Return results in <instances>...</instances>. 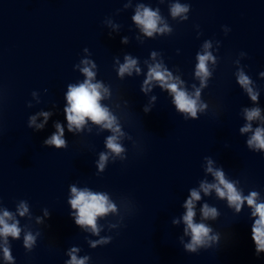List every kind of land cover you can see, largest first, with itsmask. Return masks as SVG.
I'll list each match as a JSON object with an SVG mask.
<instances>
[{
    "label": "clouds",
    "instance_id": "clouds-1",
    "mask_svg": "<svg viewBox=\"0 0 264 264\" xmlns=\"http://www.w3.org/2000/svg\"><path fill=\"white\" fill-rule=\"evenodd\" d=\"M163 2V0H161ZM190 11L189 4L174 2L170 5V14L172 18L181 17L183 20L188 19L187 13ZM137 26L147 37H153L154 33H169L172 29L167 23L161 26L162 17L159 14V9L155 11L150 7L140 4L137 6L135 15L132 17ZM229 29L225 28V33ZM127 42V38L125 41ZM211 48V42L206 41L203 45L204 51L197 53L196 59L198 63L195 65V77L199 79V87L192 85L194 93L183 87L184 81L178 76L174 77L172 73L161 62L148 65L146 79L143 82L141 91L147 93L151 91L152 85L155 82L163 90H166L172 96V103L175 105L177 112L183 114V117L188 120H196L199 118L198 113L204 112L208 105L201 100V91L208 86V79L212 76L209 70V62L215 63L216 59L208 49ZM88 51L87 48L84 49ZM152 58L155 59L156 53L153 52ZM241 55H246L241 53ZM84 67L80 70L85 76L82 83L69 84L66 94L67 107L66 113L67 127L69 132L81 131L83 126L90 120L93 124L99 125L102 129L110 131L112 134L107 136L105 146L108 151L99 154V160L96 162L100 172L105 170L106 164L109 161L111 154L112 160L117 159L123 161L126 157V149L120 143V139L125 135L122 131L118 118L109 110L108 107L101 104L106 96L110 95L109 89L102 82H93L96 77V64L88 59L81 61ZM238 63V62H237ZM133 71L140 73V68L137 66V59L129 55L125 56V62L119 65L118 73L121 77L125 74L132 75ZM264 76V72L260 73ZM236 79L239 86L247 93L253 102H257L260 92L258 88L253 87V80L247 75L243 68L238 69ZM35 93H33L34 95ZM153 101L156 97L151 98ZM149 111L148 108L144 109ZM244 118L247 123L240 129L241 133L252 132L251 137L247 140L249 149L264 153V117L261 116L260 107L245 108ZM39 115L44 117V121L40 124L36 123V116L29 117L28 127H35L36 130L44 128L51 113L41 112ZM253 121H259V125L253 129ZM56 131L43 141L45 146H53L56 149L67 148L68 143L64 138V127L57 122L54 125ZM205 172L210 174L213 182L201 180L199 189L193 188L190 190V195L184 202L186 210L182 216L184 227V236L190 237V240L185 242L184 236L179 238L183 245L184 251L187 253H198L201 249L211 248L219 242V234L214 233L213 228L203 221L216 220L220 213L214 206L204 203L200 208L201 222H196V204L202 199L201 193L209 196L213 191L216 197L227 201V206L233 208L236 213H239L242 207L247 204L251 209V217L254 222L251 226V238L255 244L256 254L264 252V200L258 191L252 190L247 195L243 190L237 187L238 180H230L226 177L222 168L214 167V161L206 157ZM70 199L68 203L71 209L70 213L74 217V222L77 226L89 231L93 236L99 237L96 240H88L91 248L95 249L98 246H104L112 241L111 236H100L102 227L98 225V218L107 217L110 213H117V205L110 200L109 195L104 192L92 191L89 188H78L75 185L70 186ZM16 213L20 217H24L29 213L27 201L21 200L16 208ZM45 210V215H47ZM13 221L9 223V221ZM39 220V218H38ZM173 224H179L180 220L174 219ZM120 224L109 223V229L118 228ZM22 228L19 226V221L14 218L12 212L3 210L0 214V237L3 238V245H0V250L3 252V259L6 264H15L14 257L11 253V248L8 242V237L19 239ZM28 231L23 236V247L27 251H31L37 242V236ZM80 248L72 247L67 252L70 257L65 264H88L90 257L84 255L79 257L77 253Z\"/></svg>",
    "mask_w": 264,
    "mask_h": 264
}]
</instances>
